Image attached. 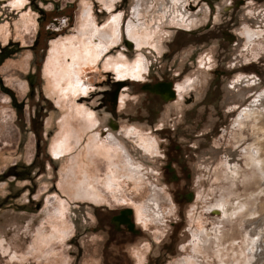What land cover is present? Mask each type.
<instances>
[{
  "label": "rangeland",
  "instance_id": "obj_1",
  "mask_svg": "<svg viewBox=\"0 0 264 264\" xmlns=\"http://www.w3.org/2000/svg\"><path fill=\"white\" fill-rule=\"evenodd\" d=\"M22 1L0 0V264H101L99 233L80 256L69 240L104 206L133 210L132 264H264V0ZM111 73L133 80L116 111ZM162 80L173 98L144 88ZM168 137L186 181L163 170Z\"/></svg>",
  "mask_w": 264,
  "mask_h": 264
},
{
  "label": "flooded vegetation",
  "instance_id": "obj_2",
  "mask_svg": "<svg viewBox=\"0 0 264 264\" xmlns=\"http://www.w3.org/2000/svg\"><path fill=\"white\" fill-rule=\"evenodd\" d=\"M126 3L127 0H117L116 2H114V8L112 9V11L118 12L121 9L123 10V7L126 5ZM93 6L96 13L101 14L105 12L104 8H102L101 10L99 9L98 5H93ZM187 7L189 8V10H194L197 8H198L197 10H199V5L197 4L190 3L187 5ZM125 43L128 42L125 41ZM130 43H131L130 46L132 47V42ZM218 70L219 69L215 71ZM131 81L133 80L129 78L118 79L113 74L112 79L109 80V86L112 89L111 92L105 91L103 93L108 95V101L111 105L110 110L116 111L117 108L115 107L118 104L119 90L123 86L128 85ZM144 88L148 90L150 93H153L164 99L173 98L175 96V93L173 91L172 81L162 80L155 82L153 84L146 83L144 85ZM89 109L92 110L95 115H97L96 113L99 108H89ZM35 122H36V118L35 116H33L32 123L35 124ZM101 123L100 121H97L95 128L100 126ZM107 126L109 129L112 130V132L118 129V124L115 123L114 121L107 123ZM34 135L36 138V147H35L33 162H36L38 161L39 156L42 154L41 152L42 146L43 145L45 146V144H42L40 142L41 141L40 135H38L36 132L34 133ZM43 143H45V141H43ZM104 146L105 145L103 143L98 144V148H102ZM181 151L182 149L177 145L176 142H174V138L168 137L167 143L164 146V151H163L164 152L163 159L165 160L163 170L168 175L175 176L177 181L179 180L186 181L191 176V174L187 164L188 161L185 159ZM43 155H45V157H48L45 160L52 161V158L49 156V154L46 151L44 152ZM41 164L42 163L38 161V167L40 168V170L42 168ZM39 174L40 173H38V175ZM22 179H24V176L22 177ZM185 195L187 196V199L190 198L189 197L190 192L186 193ZM182 199L183 198H181V196H178V201H179L178 203L183 201ZM93 223L94 224L92 226L87 225L83 227L81 232L76 231V233L70 237L69 241L73 242L76 246H78L76 237L83 234L85 235L89 232L99 233L100 234L99 236L101 237L100 240L102 242V247L99 251L101 264H132V258H130L128 254H125V251L120 248L121 246H124L126 243H129L130 242L129 240H132L133 238L141 234V230L138 227L136 221L134 220L132 208L129 206H123L119 208L104 206L98 210L97 216L94 217L93 219ZM81 253H82V249L80 248V246H78L77 254L80 256Z\"/></svg>",
  "mask_w": 264,
  "mask_h": 264
},
{
  "label": "crops",
  "instance_id": "obj_3",
  "mask_svg": "<svg viewBox=\"0 0 264 264\" xmlns=\"http://www.w3.org/2000/svg\"><path fill=\"white\" fill-rule=\"evenodd\" d=\"M26 0H23L22 1V4L21 5H19V6H24L25 4H26V2H25ZM33 19V21L35 20L34 18H32ZM96 27V26H95ZM128 41V40H127ZM129 42V41H128ZM87 47H91V48H93V46L92 45H90V46H87ZM85 48V51H87V52H89V51H94V52H96V54H95V56L93 57V59H92V61L90 62L91 64H97V62H98V60H99V57H100V54L102 53L101 52V50H99L98 48H97V50H94V49H96V47L94 48V49H90V48ZM80 49H82V48H80ZM104 50V49H103ZM102 50V51H103ZM109 50V49H108ZM56 51V50H55ZM93 52V53H94ZM106 53V52H105ZM104 52L102 53L103 55L105 54ZM67 59H69V57H67ZM115 59H119V58H117V57H111V58H108L107 59V63H106V65H109V66H106V65H104L105 67H114L115 65L117 66V64H110L111 62H113ZM70 60V59H69ZM122 60H126L125 59V57H122ZM120 61V62H118V64L119 63H122L123 61ZM85 61L87 62V58L85 59ZM116 61V60H115ZM126 61H128V60H126ZM76 62V61H75ZM60 65H65V61H64V63L62 64V63H60L58 66H56L55 67V70H57V69H60ZM66 66V65H65ZM77 67H80V65L79 64H77L76 65ZM71 69V68H70ZM61 70V69H60ZM58 71V70H57ZM63 74V73H62ZM65 75H67V77H68V75H69V73L68 74H63V76L60 78L59 77V80L61 81V80H64L65 82H66V77H65ZM57 76H53L52 78H56ZM74 80V78L72 77L71 78V80ZM75 80H77V79H75ZM78 81V80H77ZM71 87H72V85H71ZM63 91H65V90H63ZM68 92V91H67ZM79 93L80 92H77L75 95H79ZM82 94H81V96H84V91L83 92H81ZM75 95H72V96H75ZM76 102V101H75ZM78 106H81L82 108V110H83V112H84V114H87V112L89 113V112H91L92 113V115H93V118L95 119L94 120V122H93V124H96L97 123V117H96V115H94V112L92 111V110H90L89 108H91L90 106H87V105H83V104H80V105H78ZM85 108V109H84ZM81 115V114H80ZM70 118H74V119H76V120H79V119H77V118H75L74 116H71ZM79 121H81V124H84L85 126H87L88 127V122H85V121H82V120H79Z\"/></svg>",
  "mask_w": 264,
  "mask_h": 264
},
{
  "label": "bare ground",
  "instance_id": "obj_4",
  "mask_svg": "<svg viewBox=\"0 0 264 264\" xmlns=\"http://www.w3.org/2000/svg\"><path fill=\"white\" fill-rule=\"evenodd\" d=\"M83 43H85V42L83 41ZM83 43H82V44H83ZM90 43H91V42H90ZM97 45H98V44H97ZM97 45H96V46H97ZM78 46H79V45H78ZM101 46H102V44H101ZM101 46H100V47H101ZM75 47H76V46H75ZM94 47H95V46H94ZM98 47H99V46H98ZM103 47H104V46H103ZM67 48H68V47H67ZM77 48H78V47H77ZM87 48H88V47H87ZM73 49H74V48H73ZM73 49H72V50H73ZM79 49H80V48H79ZM84 49H85V48H84ZM92 49H94V48H92ZM98 49L100 50V48H98ZM74 50H75V49H74ZM96 50H97V48H96ZM102 50H103V49H102ZM78 51H79V50H78ZM79 52H80V51H79ZM121 56H123V55H121ZM121 58H122V57H119V59H115L117 63H114V64H118V62H120V61L122 60ZM122 61H123V60H122ZM66 65H67V64H66ZM68 65H69V64H68ZM68 65H67V66H68ZM65 72H66V70H65ZM72 80H73V79H72ZM72 83H73V82H72ZM68 84H69V83H67L66 89H63V90H67V89L69 90ZM70 84H71V81H70ZM70 86H71V85H70ZM72 87H73V86H72ZM70 89H71V88H70ZM73 92H74V91H73ZM77 107H80L79 109L82 108L81 106H77ZM77 107L75 106L76 109H77ZM76 109H75V110H76ZM84 109H85V108H84ZM75 110H74V111H75ZM243 111H244V110H243ZM79 112H80V114H81V115H79V120H82V121L88 122V123L91 124V125L93 124V122H94L95 119L93 118V115H92L91 112H89V113L87 112V114H84V112H83L82 109H81ZM79 112H78V109H77V112H76V113L79 114ZM246 112H247V116H250V115H251V114H250V111L246 110ZM76 113H75V114H76ZM242 114H243V112H242ZM245 114H246V113H245ZM71 115H72V114H71ZM243 115H244V114H243ZM73 116H74V115H73ZM245 116H246V115H245ZM74 117L76 118V116H74ZM258 117H259V116L255 117V118H258ZM89 124H88V126H89ZM260 126H261V127H260L261 130H262L263 133H264V125H263V124H262V125L260 124ZM83 130H84V129H83ZM261 142H262V141H261ZM261 144H262V143H261ZM246 151H247V150H246ZM258 159H259V158H258ZM260 162H261V164H263V162H264L263 159H262V157L260 158ZM263 167H264V166H263ZM263 167H262V168H263ZM222 207H223V206H222ZM223 210H224V213H227V212H228V209H226L225 207H223Z\"/></svg>",
  "mask_w": 264,
  "mask_h": 264
},
{
  "label": "trees",
  "instance_id": "obj_5",
  "mask_svg": "<svg viewBox=\"0 0 264 264\" xmlns=\"http://www.w3.org/2000/svg\"><path fill=\"white\" fill-rule=\"evenodd\" d=\"M151 264H153V263H151Z\"/></svg>",
  "mask_w": 264,
  "mask_h": 264
}]
</instances>
